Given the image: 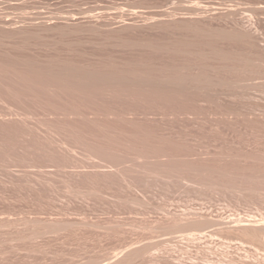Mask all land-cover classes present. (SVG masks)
I'll return each mask as SVG.
<instances>
[{"label": "rangeland", "instance_id": "rangeland-1", "mask_svg": "<svg viewBox=\"0 0 264 264\" xmlns=\"http://www.w3.org/2000/svg\"><path fill=\"white\" fill-rule=\"evenodd\" d=\"M0 264H264V0H0Z\"/></svg>", "mask_w": 264, "mask_h": 264}]
</instances>
